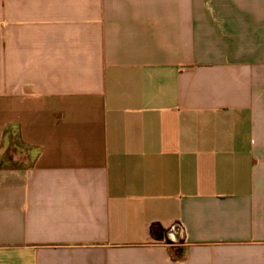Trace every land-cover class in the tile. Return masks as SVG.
<instances>
[{
	"label": "crops",
	"instance_id": "1",
	"mask_svg": "<svg viewBox=\"0 0 264 264\" xmlns=\"http://www.w3.org/2000/svg\"><path fill=\"white\" fill-rule=\"evenodd\" d=\"M7 155L0 264H264V0H0Z\"/></svg>",
	"mask_w": 264,
	"mask_h": 264
},
{
	"label": "trees",
	"instance_id": "2",
	"mask_svg": "<svg viewBox=\"0 0 264 264\" xmlns=\"http://www.w3.org/2000/svg\"><path fill=\"white\" fill-rule=\"evenodd\" d=\"M18 164L17 162L13 161L11 157L4 156L0 158V168L1 167H16ZM168 229L164 228L159 223H152L149 227V234L151 238L157 241H165L170 243V241L166 238L167 237Z\"/></svg>",
	"mask_w": 264,
	"mask_h": 264
}]
</instances>
